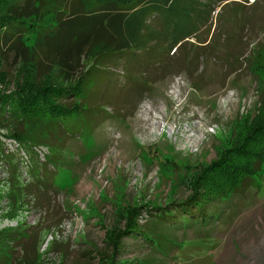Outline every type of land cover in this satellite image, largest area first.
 Segmentation results:
<instances>
[{"label": "rangeland", "instance_id": "374dc122", "mask_svg": "<svg viewBox=\"0 0 264 264\" xmlns=\"http://www.w3.org/2000/svg\"><path fill=\"white\" fill-rule=\"evenodd\" d=\"M212 7L176 52L159 40L148 51L106 59L87 78L68 133L46 122L18 123L9 113L1 119L37 146L33 155L0 132L7 159L0 161V264H109L107 235L139 208L137 223L154 237L125 239L119 264H264V166L212 225L175 223L173 211L162 225L144 208L186 201L192 179L264 115V0ZM150 26L163 30L159 21ZM19 58L0 51L3 91L23 86L33 71Z\"/></svg>", "mask_w": 264, "mask_h": 264}, {"label": "trees", "instance_id": "16d2710c", "mask_svg": "<svg viewBox=\"0 0 264 264\" xmlns=\"http://www.w3.org/2000/svg\"><path fill=\"white\" fill-rule=\"evenodd\" d=\"M224 1L234 0H0L1 54H14L33 69L26 75L23 86L15 91H3L0 84V123L2 118L7 122L5 117L9 113L18 123L46 122L69 130L70 122L82 112L87 78L106 59L148 51L159 40L165 42L169 53L176 52L195 36L198 24L208 15L211 17L212 5ZM152 21H159L161 33L151 31ZM89 63L93 64L89 67ZM6 128L0 126V132L8 131L3 136L17 140L36 155L37 141L18 133L16 128L13 133ZM249 128L241 143L225 151L192 179L186 201L164 208L144 207L153 209L149 213L153 220L158 218L157 222L168 225L172 222L168 220L171 215L168 212L173 211L175 223L187 219L194 226L201 223L209 226L219 221L224 202L253 186L256 176L263 171L264 115ZM5 160L4 152L0 151V161ZM38 165L33 161L32 168L39 171ZM142 210L129 213L124 228L107 235L106 243L115 255L109 264H119L117 253L125 239L140 241L139 234L144 232L154 237L153 230H143L137 223ZM145 242L150 246L152 241ZM145 263L162 264L153 258L142 262Z\"/></svg>", "mask_w": 264, "mask_h": 264}]
</instances>
